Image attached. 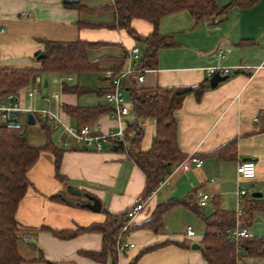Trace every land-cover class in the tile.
Returning <instances> with one entry per match:
<instances>
[{"label": "crops", "instance_id": "0c3cea01", "mask_svg": "<svg viewBox=\"0 0 264 264\" xmlns=\"http://www.w3.org/2000/svg\"><path fill=\"white\" fill-rule=\"evenodd\" d=\"M69 1L76 0H0V72L15 69L38 71L34 79L15 93H2L0 87V103L19 111L18 116L13 113L18 119L22 111L33 115L35 112L39 116L41 110L55 112L61 121L47 122L51 128L49 140L64 150L59 175L56 173V156L51 149L40 151L27 172L30 184L15 214L19 229L17 250L23 259L21 264H112L111 258L103 263L85 255L86 251L102 249V233L69 234L93 223L104 222L109 212L126 213L140 198L146 185L144 172L129 154L134 130L123 149L120 148L121 141L107 140L103 148L97 150L95 146L78 143L68 131V127H78L79 121L66 111V106L109 104L112 108L98 116L91 124L93 128L100 133L124 129L126 135L128 126L137 123L143 130L140 148L148 150L155 134L154 120L130 115L119 120L104 95L93 92L94 88L109 85L106 69L124 71L130 64L128 56L124 59L127 51L134 46L142 50L143 45L125 29L103 25L114 22L113 10L92 12L77 9L66 6L65 2ZM78 1L88 9L113 3V0ZM216 1L224 5L230 0ZM132 25L144 36L154 30L150 21L141 18L133 19ZM158 28L163 34L174 32L176 45L160 49L157 67L144 72V80L137 82L138 87L151 90L192 86L206 80L210 84L213 74L208 75L209 67H229L231 73L216 87L210 85L199 99L194 94L188 95L175 111L178 145L186 155L184 160H191V167L183 169V160L173 165L170 173L160 181L147 198L144 210L131 221L134 227L128 239L135 246L125 251L116 248V264H208L200 249L204 218L219 208L235 211L238 186L250 193H264V0L248 7L234 6L220 21L210 17L196 23L188 10H181L162 17ZM77 39L107 43L87 50L88 59L99 62L98 70L79 74L77 83H73L75 74L42 70L40 58L45 56L46 41ZM218 51L223 55L218 56ZM96 73L104 74L103 78L99 76L104 82H97ZM49 78L59 84L53 89V97L45 96L41 89L37 90L40 96L35 97L30 89L32 85L38 88L34 80L43 84L45 80V85L49 86ZM76 85L86 91L68 90ZM3 96L7 101L2 100ZM28 100H32L30 106ZM126 103L131 110V103ZM39 119L46 122L41 116ZM44 122L41 125L44 139L40 142L32 144L26 135L31 145L42 146L47 142ZM20 126L25 132L26 127ZM233 139H236L234 158L224 159L217 155L215 151ZM114 145L119 149L114 150ZM246 157H252L257 163L255 179H239L237 166ZM196 159L201 160L200 165ZM69 186L79 188L83 194L71 193ZM200 190L210 194L208 204L203 208L197 204ZM61 194L74 200L75 204L66 203ZM86 195L98 198L102 209L95 211L86 207ZM173 199L187 204L166 211L159 232L139 227L151 217L158 204ZM176 215L188 221L199 216L203 231L199 233L194 227L196 236H186L184 224H181V231L179 227H172ZM248 228L254 237H264V214H256ZM196 244L199 246L195 247ZM240 260L247 264H264V256L240 255Z\"/></svg>", "mask_w": 264, "mask_h": 264}, {"label": "trees", "instance_id": "16d2710c", "mask_svg": "<svg viewBox=\"0 0 264 264\" xmlns=\"http://www.w3.org/2000/svg\"><path fill=\"white\" fill-rule=\"evenodd\" d=\"M259 0H230L224 5H219L216 0H113V3L98 9L85 8L78 0L65 2L66 6L96 11L111 9L115 13L113 23L103 24L109 28L125 29L136 41L143 45L142 56L138 61L141 69H153L158 65L159 51L163 47L176 45L172 33L159 32L160 19L166 15L188 10L196 23L210 17L218 21L226 18L228 11L234 6L248 7ZM135 18L150 21L154 30L144 36L139 34L132 25ZM107 44L103 41H87L77 39L74 41H46L45 56L40 58L42 70L58 74H81L86 71L98 70V61H90L87 50ZM127 54H125V57ZM120 67V66H119ZM115 75H119L117 68ZM107 70V69H106ZM36 69H15L0 72V87L2 93H15L26 86L32 78L37 76ZM121 86L130 97L131 111L141 118L153 119L155 134L151 147L143 151L140 143L143 130L137 123L128 126L124 140L120 142V148L130 138V132L134 130L135 136L130 141L129 154L142 169L146 176V185L141 199L148 197L154 191L161 180L168 175L173 165L181 163L186 155L183 153L177 141V118L175 111L179 109L184 99L194 94L198 99L203 92L210 87L208 80L192 86L156 87L148 90L138 87L137 74L129 73L122 77ZM80 85L68 88L74 92L83 91ZM84 89V88H83ZM113 89L109 85L104 88H94L93 92L104 95ZM109 105V104H108ZM97 104L94 106H66V111L77 118L79 126L93 124L98 116L112 107ZM36 120L40 116L34 112ZM19 119L11 121L0 120V264H21L22 257L17 250L18 226L15 218L20 200L24 197L30 180L27 177L28 170L36 162L40 151L51 149L56 156V173L59 175V165L63 149L54 145L49 136L51 128L43 123V128L48 135L47 142L42 146H33L29 143L26 133L19 124ZM236 139L226 143L215 152L224 159H232L235 155ZM180 204H187L180 200H169L158 204L151 217L139 225L159 232L163 225L164 213ZM201 208V207H200ZM244 226H251L258 213L264 214V193L261 197H255L252 193L245 196L243 202ZM126 213H108L107 219L102 223H93L88 227L80 228L70 233L74 236L78 232H99L103 235V246L100 251H86L85 255L100 262H106L111 258L112 264H116L117 239L121 231ZM204 237L200 242V249L208 264H236L240 255L242 257L264 256V237H252L241 239L238 243L229 239L226 229L235 225V211L217 209L213 214L204 218ZM134 226L130 227V231Z\"/></svg>", "mask_w": 264, "mask_h": 264}, {"label": "built area", "instance_id": "2783aa9c", "mask_svg": "<svg viewBox=\"0 0 264 264\" xmlns=\"http://www.w3.org/2000/svg\"><path fill=\"white\" fill-rule=\"evenodd\" d=\"M218 56L223 55L222 51L217 52ZM127 56L129 59V66L119 73V75H115V70L107 69L105 71L106 78L113 85V89L106 92L104 94L105 99L114 107V115L119 119H123L126 116L130 115L135 118L138 116L133 113L128 107L125 100V90L121 86V79L125 75L129 73L137 74V82H143L144 80V72L146 70L138 67V61L142 56V51L139 46H134L127 51ZM136 63V64H135ZM219 72L221 74H230L229 67L217 66V67H209L207 69L208 75L215 74ZM69 78L72 79V76ZM57 95V94H56ZM15 109H17L15 107ZM11 107L6 106L4 103H0V113L1 117L4 120L11 121L14 119V114ZM38 112V111H37ZM41 117L53 121L54 123L60 122V117L51 110H41L38 112ZM68 131L75 137L76 141L81 144H85L88 146H95L97 150H101L103 148V143L107 140L112 141H123L125 137L124 129H119L118 131L111 130L108 133H100L93 128L91 124H85L80 127H68ZM66 144V142H62ZM197 165L201 164V160L196 159ZM183 169L187 170L191 167V160L187 158L181 163ZM237 173L239 179H255L257 176V163L253 159H245L241 161L237 166ZM154 191H152L153 193ZM151 193V194H152ZM250 194V191L245 188H241L238 186L237 188V207L235 210V225L231 228L226 229V234L230 240L238 243L241 239L252 238L254 237L253 233L249 230L247 226L242 224V216L244 215L243 202L245 200V196ZM150 196V195H149ZM148 196V197H149ZM139 198L135 204L130 207L126 212V220L123 221V225L121 231L118 235L117 239V249L119 251H125L129 247H134L135 243L128 239V234L130 232L131 221L141 211L144 210L146 206V200ZM210 199V194L206 191L200 190L198 192L197 204L199 207L203 208L207 206L208 201ZM184 233L186 236H196V230L192 225H188L184 229ZM236 264H247L240 259H238Z\"/></svg>", "mask_w": 264, "mask_h": 264}, {"label": "rangeland", "instance_id": "374dc122", "mask_svg": "<svg viewBox=\"0 0 264 264\" xmlns=\"http://www.w3.org/2000/svg\"><path fill=\"white\" fill-rule=\"evenodd\" d=\"M171 33L174 35V32H171ZM96 75H97V77H96L97 82L98 81H100L101 83L104 82L102 80V78L104 76L103 73H96ZM56 76H59V75L56 74ZM73 76L75 78V81H73V83L74 82L77 83V79H78L79 75L75 74ZM99 76H101L102 78H99ZM90 80H93V79H90ZM34 81H35L34 82L35 85L38 88H36V87H34V85H32V86H30V89H32L33 92L35 93V97H37L38 95L40 96V93H38L37 90L41 89L45 93V96H49L51 98V97H53L52 95L54 94V91H55L53 89H55V88H57L59 86V84L58 83H54L53 79H51V78H49V86L45 85V80H44V84L41 81H37V80H34ZM2 100L5 102V101H7V98L5 96H3ZM125 100H126V102H130V97H129L128 93H125ZM28 101H29V103H27V105L30 106V104H32V103H30V102H32V100H28ZM29 113L30 112L22 111V114L19 117V121L18 122H19L20 125H24L26 127L25 133L28 136V138L31 140V143L32 144H37L42 139H44V133H43V131L41 129V125H42L43 120L38 119L36 124L30 125V124H28V115H29ZM69 122H70V120H69ZM107 145H109V144L107 143ZM261 187H263V186H261ZM252 188H256V187H252ZM204 210H206V209H204ZM179 218L180 217H178L177 215L175 217H173V221H172V227L173 228L174 227H179L178 230L181 231L183 228L185 229L188 225H192L193 227L196 228V230H198L199 233L203 231L202 230L203 222H202V220H201V218L199 216H197V218L194 219V221H188V219H185L183 217H181L180 219ZM188 222H192V223H188ZM181 224H184L183 228H182L183 225H181Z\"/></svg>", "mask_w": 264, "mask_h": 264}, {"label": "water", "instance_id": "95a60500", "mask_svg": "<svg viewBox=\"0 0 264 264\" xmlns=\"http://www.w3.org/2000/svg\"><path fill=\"white\" fill-rule=\"evenodd\" d=\"M44 55H45V53H44ZM229 77H230L229 74H224L223 75V74H221L219 72H216L210 78V85H211V87L214 88L221 81H224V80L228 79ZM13 113L15 115H17V116L19 115V111H13ZM35 122H36V119H35L33 113H30L28 115V123L29 124H34ZM113 149L114 150H118L119 149L118 145H114ZM245 159H253V158L252 157H246ZM69 190L71 191V193H73L75 195H80L81 196L83 194V192L79 188H74L72 186H69ZM252 195L255 196V197H261V196H263V192L262 191H253ZM86 196H87V199H88V201L85 204L86 207H89V208H91V209H93L95 211H100L102 209V203L100 202V200L98 198H96L93 195H86ZM61 197L66 203H68L70 205H74L75 204L74 200L66 197L64 194H61ZM194 246L198 247L199 245L196 244Z\"/></svg>", "mask_w": 264, "mask_h": 264}]
</instances>
